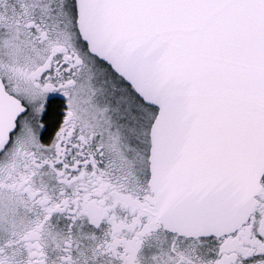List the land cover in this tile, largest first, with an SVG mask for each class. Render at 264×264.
I'll list each match as a JSON object with an SVG mask.
<instances>
[{"label": "snow or ice", "instance_id": "1", "mask_svg": "<svg viewBox=\"0 0 264 264\" xmlns=\"http://www.w3.org/2000/svg\"><path fill=\"white\" fill-rule=\"evenodd\" d=\"M0 264H264V0H0Z\"/></svg>", "mask_w": 264, "mask_h": 264}]
</instances>
